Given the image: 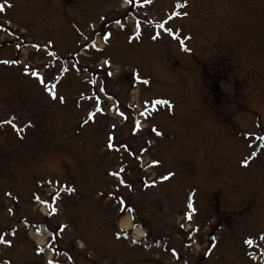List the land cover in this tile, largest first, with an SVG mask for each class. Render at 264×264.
Wrapping results in <instances>:
<instances>
[{"label": "rangeland", "instance_id": "rangeland-1", "mask_svg": "<svg viewBox=\"0 0 264 264\" xmlns=\"http://www.w3.org/2000/svg\"><path fill=\"white\" fill-rule=\"evenodd\" d=\"M126 1L0 0V264H264V0Z\"/></svg>", "mask_w": 264, "mask_h": 264}, {"label": "bare ground", "instance_id": "bare-ground-1", "mask_svg": "<svg viewBox=\"0 0 264 264\" xmlns=\"http://www.w3.org/2000/svg\"><path fill=\"white\" fill-rule=\"evenodd\" d=\"M142 126H140L139 128H141ZM125 225H127L126 224V222L124 223V227H125ZM138 236H142V235H145V234H143V231L142 230H138V234H137Z\"/></svg>", "mask_w": 264, "mask_h": 264}, {"label": "snow or ice", "instance_id": "snow-or-ice-1", "mask_svg": "<svg viewBox=\"0 0 264 264\" xmlns=\"http://www.w3.org/2000/svg\"><path fill=\"white\" fill-rule=\"evenodd\" d=\"M158 103H159V102H158ZM164 103H167V102L165 101ZM6 123H11V121H6ZM12 126H13V128L16 127L14 124H13ZM109 147H111V145H109ZM262 238H264V237H262ZM248 242H250V241H248Z\"/></svg>", "mask_w": 264, "mask_h": 264}, {"label": "flooded vegetation", "instance_id": "flooded-vegetation-1", "mask_svg": "<svg viewBox=\"0 0 264 264\" xmlns=\"http://www.w3.org/2000/svg\"><path fill=\"white\" fill-rule=\"evenodd\" d=\"M223 93L221 91H218V98L222 97Z\"/></svg>", "mask_w": 264, "mask_h": 264}]
</instances>
